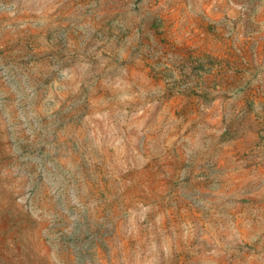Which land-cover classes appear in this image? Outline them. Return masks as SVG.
<instances>
[{
	"label": "rangeland",
	"instance_id": "obj_1",
	"mask_svg": "<svg viewBox=\"0 0 264 264\" xmlns=\"http://www.w3.org/2000/svg\"><path fill=\"white\" fill-rule=\"evenodd\" d=\"M0 264H264V0H0Z\"/></svg>",
	"mask_w": 264,
	"mask_h": 264
}]
</instances>
